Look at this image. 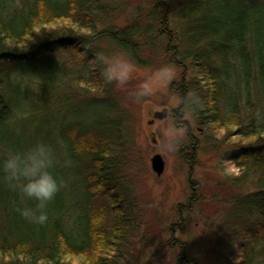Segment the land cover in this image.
<instances>
[{
	"label": "trees",
	"instance_id": "1",
	"mask_svg": "<svg viewBox=\"0 0 264 264\" xmlns=\"http://www.w3.org/2000/svg\"><path fill=\"white\" fill-rule=\"evenodd\" d=\"M108 2L0 0V153L32 144L40 138L41 126L53 122L44 114L48 98H43L53 81L59 83L65 75L96 91L103 89L98 42H107L105 51L126 50L140 66L153 61L159 66L172 51L169 62L182 69L173 89L181 98L189 92L199 97L191 109L181 103L175 111L186 108L202 124L243 143L227 158L239 169L228 189L255 190L246 198L222 199L233 210L227 230L242 249L241 264H264V0H188L180 6L177 30L167 29L164 16L152 35L154 25L135 17L114 31L109 26L86 35L85 30L96 31L109 19ZM37 61L52 66L57 75L40 71L31 80L26 65ZM35 79L37 91L31 85ZM113 112L121 116L113 121H125L117 105ZM66 116L53 137L61 161L70 163L54 169L64 183L48 204L45 224L21 216L17 209L35 201L22 200L0 180V264H128L139 219L118 181L116 159L128 140L121 141L119 133L112 138L103 128L82 129L79 121H66ZM11 122L14 136L9 127L4 130ZM115 126L119 131L125 124ZM51 138V131L42 135L48 142ZM66 183L81 187L86 201L71 197L76 191H68ZM241 209L257 215L258 222L243 219Z\"/></svg>",
	"mask_w": 264,
	"mask_h": 264
},
{
	"label": "rangeland",
	"instance_id": "2",
	"mask_svg": "<svg viewBox=\"0 0 264 264\" xmlns=\"http://www.w3.org/2000/svg\"><path fill=\"white\" fill-rule=\"evenodd\" d=\"M108 1L112 10L109 19L98 25L96 31L85 30L86 35L109 26L114 31L135 17L146 18L147 24L154 25L152 35L157 33L158 19L161 20L164 16L167 29L177 30L176 26H180V6L188 0ZM158 2L164 5L160 6ZM162 38L167 42V36L163 35ZM97 44L102 47L97 53L98 67L102 71L99 54H110L114 50H104L108 45L106 41ZM90 46L88 43L83 49L87 50ZM67 54L68 51L62 53L64 56ZM172 54V51L169 52L168 58ZM168 58L164 62H169ZM174 65L177 77L169 87L139 101L132 93L146 71L158 66L155 61L149 65H138L139 71L127 85L120 86L114 81L104 80V87L99 91L82 80L73 82L64 75L59 83L53 81L50 84V93L43 97L46 100L48 98L44 114L54 120L41 126L40 132H37L41 135L38 139H42L45 132L51 131L50 143L54 144L53 135L62 124L61 117L67 115L64 118L66 121H79L82 129L103 128L112 138L119 133L122 136L121 141L128 140L116 158L120 160L118 181L125 190L124 196L132 207V214L139 219L129 246L128 264H181L187 260H193L196 264H241L239 252L242 249L236 240H230L231 235L227 230L230 223L228 217L233 212L232 204L222 199L236 195L246 198L255 190L228 189L231 179L239 173V169L227 158L243 143L226 136L224 130L202 124L186 108L183 113L175 111L181 104L177 103L181 97L174 89L181 79L182 69ZM26 66L27 71L31 72L27 73L28 76L32 75L29 77L31 80L40 71L54 77L57 75L53 67L48 68L43 61ZM19 69L17 67L16 70ZM35 80L37 82L31 85L37 91L36 84L39 81ZM116 105L125 121L115 119L114 123L113 117H121L118 112H113ZM163 107L168 108L167 117L149 124L153 112ZM173 122L183 130L184 135L178 146L170 148L165 142L164 130ZM123 124L125 126L121 130H115V125ZM7 125L4 130L9 127L8 132L14 136L16 126L12 122ZM188 130L193 142L197 144L194 159L190 163L185 161L180 151V145L188 138ZM153 138L156 139L155 142L152 141ZM155 153H160L165 161L164 172L159 176L151 168L150 159ZM73 168L76 171L75 164ZM66 184L68 191H76L72 192L71 197L79 203L86 201L85 191L81 187L75 183L73 186ZM13 196L11 193L10 202H13ZM2 205L0 202V206ZM240 212L243 219L255 222L259 220L253 213L243 209ZM236 222L240 223L241 217ZM181 255L184 256L182 260Z\"/></svg>",
	"mask_w": 264,
	"mask_h": 264
},
{
	"label": "clouds",
	"instance_id": "3",
	"mask_svg": "<svg viewBox=\"0 0 264 264\" xmlns=\"http://www.w3.org/2000/svg\"><path fill=\"white\" fill-rule=\"evenodd\" d=\"M99 55L102 74L106 81H114L120 86H125L139 71L137 63L124 49ZM176 77L177 69L173 63H161L146 71L132 95L138 101L152 96L160 89H167ZM177 103H183L185 107L191 109L199 103V97L195 92H189ZM183 135V130L174 122L164 130V139L170 148L178 146ZM57 144H62V140L58 139ZM60 163L61 154L57 146L44 139H37L24 148L10 147L0 153V180L18 191L22 200L35 201L34 206L26 205L17 209L20 215L30 222L41 225L47 222L48 204L60 192L64 183L54 172ZM63 163L66 165L70 161L63 160Z\"/></svg>",
	"mask_w": 264,
	"mask_h": 264
},
{
	"label": "water",
	"instance_id": "4",
	"mask_svg": "<svg viewBox=\"0 0 264 264\" xmlns=\"http://www.w3.org/2000/svg\"><path fill=\"white\" fill-rule=\"evenodd\" d=\"M168 115V108L163 107L160 110H156L152 114V119L148 121L149 124H152L155 120H162ZM153 142L156 141L155 138L152 139ZM151 168L159 176L164 172L165 161L160 153H155L151 159Z\"/></svg>",
	"mask_w": 264,
	"mask_h": 264
},
{
	"label": "flooded vegetation",
	"instance_id": "5",
	"mask_svg": "<svg viewBox=\"0 0 264 264\" xmlns=\"http://www.w3.org/2000/svg\"><path fill=\"white\" fill-rule=\"evenodd\" d=\"M189 129V128H188ZM190 131L188 130L187 131V135L189 136L187 138V140L185 142H183L181 145H180V151L182 152V154L184 155L183 157L185 158V161L190 163V161H192L194 159V156H195V148H196V145L195 143H193V140L192 138L190 137L189 135ZM158 176V175H157ZM189 176H190V173H189ZM182 256V255H181ZM184 256H182L180 258V260H182ZM190 260H187V261H183L181 264H190L189 262Z\"/></svg>",
	"mask_w": 264,
	"mask_h": 264
}]
</instances>
